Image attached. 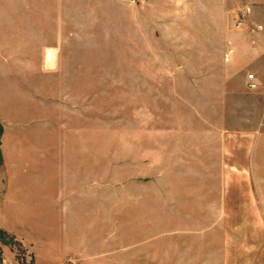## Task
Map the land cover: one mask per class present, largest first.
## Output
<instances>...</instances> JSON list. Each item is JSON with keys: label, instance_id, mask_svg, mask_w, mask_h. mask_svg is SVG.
Instances as JSON below:
<instances>
[{"label": "rangeland", "instance_id": "obj_1", "mask_svg": "<svg viewBox=\"0 0 264 264\" xmlns=\"http://www.w3.org/2000/svg\"><path fill=\"white\" fill-rule=\"evenodd\" d=\"M29 2L44 75L21 118L78 142L69 166L99 185L84 238L116 264H264V0ZM31 251L0 227V264Z\"/></svg>", "mask_w": 264, "mask_h": 264}, {"label": "crops", "instance_id": "obj_2", "mask_svg": "<svg viewBox=\"0 0 264 264\" xmlns=\"http://www.w3.org/2000/svg\"><path fill=\"white\" fill-rule=\"evenodd\" d=\"M18 1L15 6V0H0V67L6 70L3 88L10 107L7 114L0 106L4 175L0 213L15 216V230L0 227L15 231L29 245L34 264H116L114 253H101L98 243L93 246L83 236L82 225L94 218V209L98 212L99 185H83L76 178L81 169L73 154L75 166H69L68 144H75L70 151L77 153L78 142L68 141L66 135L52 136L50 119L33 118L35 113L21 118L23 110L36 103L31 97L38 95L30 81L44 74L34 67L43 58L35 55V45L29 43L33 7L30 0ZM17 97L27 103L26 108L15 104Z\"/></svg>", "mask_w": 264, "mask_h": 264}, {"label": "built area", "instance_id": "obj_3", "mask_svg": "<svg viewBox=\"0 0 264 264\" xmlns=\"http://www.w3.org/2000/svg\"><path fill=\"white\" fill-rule=\"evenodd\" d=\"M242 17H243V15H242ZM247 85H248V87L249 88H255L256 86H257V79H256V76H255V74H249L248 76H247Z\"/></svg>", "mask_w": 264, "mask_h": 264}, {"label": "bare ground", "instance_id": "obj_4", "mask_svg": "<svg viewBox=\"0 0 264 264\" xmlns=\"http://www.w3.org/2000/svg\"><path fill=\"white\" fill-rule=\"evenodd\" d=\"M52 53H53V50H50V51L48 52V56H47L48 61H50V60L52 59ZM48 65H49V63H48ZM51 66H52V65H51Z\"/></svg>", "mask_w": 264, "mask_h": 264}, {"label": "trees", "instance_id": "obj_5", "mask_svg": "<svg viewBox=\"0 0 264 264\" xmlns=\"http://www.w3.org/2000/svg\"><path fill=\"white\" fill-rule=\"evenodd\" d=\"M0 158H1V160H2V155H0ZM3 234H4V232H3Z\"/></svg>", "mask_w": 264, "mask_h": 264}]
</instances>
